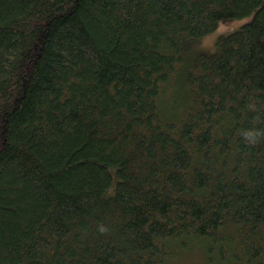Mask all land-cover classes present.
<instances>
[{
	"label": "trees",
	"instance_id": "16d2710c",
	"mask_svg": "<svg viewBox=\"0 0 264 264\" xmlns=\"http://www.w3.org/2000/svg\"><path fill=\"white\" fill-rule=\"evenodd\" d=\"M188 254L264 264V0H0V264Z\"/></svg>",
	"mask_w": 264,
	"mask_h": 264
},
{
	"label": "rangeland",
	"instance_id": "374dc122",
	"mask_svg": "<svg viewBox=\"0 0 264 264\" xmlns=\"http://www.w3.org/2000/svg\"><path fill=\"white\" fill-rule=\"evenodd\" d=\"M250 17L251 15L237 20L220 22L210 34L206 35L200 40L196 49L206 54L218 53V40L221 37L237 30L244 22L250 20ZM201 262V258H198L196 254H188L186 257H182L179 263L175 264H197Z\"/></svg>",
	"mask_w": 264,
	"mask_h": 264
},
{
	"label": "bare ground",
	"instance_id": "6f19581e",
	"mask_svg": "<svg viewBox=\"0 0 264 264\" xmlns=\"http://www.w3.org/2000/svg\"><path fill=\"white\" fill-rule=\"evenodd\" d=\"M190 243V242H189ZM190 247V246H189ZM207 259V258H206Z\"/></svg>",
	"mask_w": 264,
	"mask_h": 264
}]
</instances>
